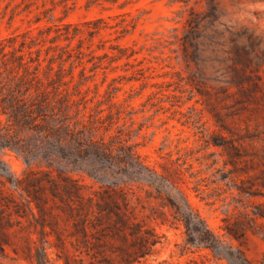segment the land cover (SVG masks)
<instances>
[{
    "label": "trees",
    "instance_id": "1",
    "mask_svg": "<svg viewBox=\"0 0 264 264\" xmlns=\"http://www.w3.org/2000/svg\"><path fill=\"white\" fill-rule=\"evenodd\" d=\"M180 1L188 6L180 37L183 59L197 65L199 38L206 23L218 19V2L194 0L196 8ZM100 21L81 23L92 22L93 28L67 21L0 38L1 253L12 246L16 257L31 264H139L160 239L152 223L169 222L183 227L186 245L207 248L228 264H264L251 262L234 243L245 234L242 223L225 215L223 232L217 233L192 203L190 191L202 192L200 169L180 156L166 157L162 170L150 164L132 141L128 104L113 101L109 90L105 99L96 98L98 90L90 96L83 81H73V69L84 64L85 55L90 71L101 65L102 55L89 45L87 52L82 49L81 36L86 31L91 39ZM84 68L79 74L86 79ZM199 75L197 67L193 88L219 126L210 139L225 156L217 169L220 179L249 200L264 186V168L248 173L251 160L240 161L244 145L236 142L237 124L217 101V88L226 87L208 85ZM6 152L22 159L19 174L3 157ZM243 207L239 214L246 226L264 236V202ZM18 236L22 244L15 248Z\"/></svg>",
    "mask_w": 264,
    "mask_h": 264
},
{
    "label": "rangeland",
    "instance_id": "2",
    "mask_svg": "<svg viewBox=\"0 0 264 264\" xmlns=\"http://www.w3.org/2000/svg\"><path fill=\"white\" fill-rule=\"evenodd\" d=\"M216 1L219 17L203 29L197 65L193 60L188 65L183 59L180 37L188 6L180 0H0V38L27 29L36 34L38 27L60 22L81 25L102 18L91 39L86 31L81 35L82 49L87 52L89 45L102 55L101 65L90 71L92 63L85 55L84 64L73 69V81H83L90 96L98 90L96 98L105 99L109 90L113 101L128 104L131 113L125 119L133 130L132 141L138 143V151L150 164L162 170L166 157L180 156L200 169L202 198L190 191L192 203L217 233L223 232L225 215L229 222L242 223L245 234L233 241L256 263L264 260V236L246 226L239 210L264 202V186L258 187L259 195L248 200L230 182L220 179L217 169L223 167L225 156L210 139L219 126L193 88L192 74L199 67L200 80L226 87V91L217 88L215 93L221 112L237 124L235 139L244 145L240 161L251 160L249 174L264 168V0ZM188 5L199 7L194 0ZM36 16L41 19L34 21ZM117 45L124 49L112 48ZM83 66L90 75L86 79L79 74ZM3 157L16 173L21 172V158L13 152ZM260 220L264 222V218ZM152 224L160 239L139 264H228L207 248L186 245L181 225ZM21 244L22 238L15 237L13 247ZM0 264L31 263L6 246L4 254L0 251Z\"/></svg>",
    "mask_w": 264,
    "mask_h": 264
}]
</instances>
